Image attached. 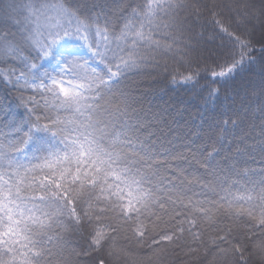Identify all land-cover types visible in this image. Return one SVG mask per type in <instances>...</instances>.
Returning a JSON list of instances; mask_svg holds the SVG:
<instances>
[{"label": "snow or ice", "instance_id": "obj_1", "mask_svg": "<svg viewBox=\"0 0 264 264\" xmlns=\"http://www.w3.org/2000/svg\"><path fill=\"white\" fill-rule=\"evenodd\" d=\"M0 90V264H264V0H0Z\"/></svg>", "mask_w": 264, "mask_h": 264}, {"label": "trees", "instance_id": "obj_2", "mask_svg": "<svg viewBox=\"0 0 264 264\" xmlns=\"http://www.w3.org/2000/svg\"><path fill=\"white\" fill-rule=\"evenodd\" d=\"M7 94L0 90V104L5 103ZM162 103V102H161Z\"/></svg>", "mask_w": 264, "mask_h": 264}]
</instances>
